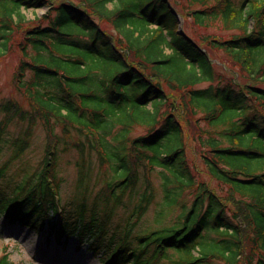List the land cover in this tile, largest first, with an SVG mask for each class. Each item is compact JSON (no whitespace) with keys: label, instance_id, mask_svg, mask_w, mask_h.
<instances>
[{"label":"trees","instance_id":"obj_1","mask_svg":"<svg viewBox=\"0 0 264 264\" xmlns=\"http://www.w3.org/2000/svg\"><path fill=\"white\" fill-rule=\"evenodd\" d=\"M40 8L45 14L24 25L21 10ZM179 18L234 32L209 41L230 60L224 72ZM15 46L22 58L13 83L28 108L14 99L0 103V145L14 122L32 127L37 120L47 144L38 167L20 180L6 175L8 163L0 165L4 225L54 235L61 244L76 236L101 264H264V0H0V62ZM193 118L208 127H195L197 156L225 196L188 164L184 127ZM52 120L65 136L78 126L107 156L106 200L116 205L136 190L142 169L141 218L153 196L150 173L159 169L168 206L190 189L189 207L181 205L173 225L133 237L124 229L108 234L111 211L98 217L97 203L60 208ZM135 127L145 133L131 137ZM30 130L9 161L26 150ZM59 210V220L48 216ZM0 264H13L6 252Z\"/></svg>","mask_w":264,"mask_h":264},{"label":"rangeland","instance_id":"obj_2","mask_svg":"<svg viewBox=\"0 0 264 264\" xmlns=\"http://www.w3.org/2000/svg\"><path fill=\"white\" fill-rule=\"evenodd\" d=\"M177 1L181 3V0ZM112 7V4L107 5L109 10H112ZM46 11V8L22 11L26 18L24 25L33 21L34 18H40ZM96 21H99V19H96ZM179 21L180 28H186L191 33L192 38L199 40L200 47L204 48L209 58L213 60L215 70L223 71L221 69L223 68V64L231 65L229 58L221 50L212 49L213 45L209 41L215 37L227 38V36L234 32L221 29L220 24H211L210 27L202 28L194 25L188 18H179ZM100 25L106 31L113 33L109 25L102 23ZM207 39L208 41H205ZM21 58L20 52L15 46L10 52H6L0 62V103L7 99H14L23 103L25 108H28V105L24 102L13 83V77ZM220 64L222 65L220 66ZM226 74L229 75V73ZM206 85L207 83H203L198 87ZM169 91L170 89H168ZM148 109H150L149 106ZM2 115L0 112V121ZM199 116L200 114H198ZM51 122L53 123L54 134L58 137V144L55 145L56 165L54 173L60 183V204L64 206L75 205L84 200L89 208L94 203H97L96 210L100 213L98 217H101L105 211L110 210L111 217L108 234H111L114 229H119V233L121 231L123 233L124 229L130 230V236L132 235L133 237L137 233L140 234L148 230L166 228L176 222V216L179 214L182 204L189 207L191 198L193 197L192 190L190 189L178 191L176 203L173 206H168L165 199V182L159 169L150 173L149 180L153 186V196L141 218H136L135 208L138 207L137 203L141 201L145 188L142 169H140V180L136 190L126 192L122 196L116 191L117 195H120V200L114 205L115 199L106 200L104 194L106 181L112 177L111 163L109 164L107 161V156L103 153L101 157L97 150L90 146L91 137L87 136L84 132H80L76 128L78 126L66 128L68 135L65 136L61 132L58 123L55 120ZM197 125L200 130L208 128L203 121H199L196 118L190 120L184 127L186 139L185 154L188 164L192 170L199 172L200 179L209 183L211 188L220 197L225 196L226 192L224 190L226 188L223 187L224 189L221 190L220 185L216 181L209 179L197 156L200 151V142L197 135L201 132L199 129H195ZM30 128L28 147L18 159L9 161L15 154V141L22 139ZM114 131L117 132L118 128H115ZM144 133V127H135L131 133V137L143 135ZM46 144V133L39 120L32 127L28 126L27 122H14L3 134L0 145V165L8 163L6 175L17 181L23 175L32 173L44 157ZM77 144L83 145V153L76 147ZM195 178H198V176L195 175ZM168 190L175 192L173 187H169ZM48 215L51 216V212ZM132 223L134 224L131 225ZM210 235L212 236V234ZM9 240H12L11 246L7 244ZM15 243L18 244L17 247L14 246ZM75 244L76 238L72 237L62 247L55 244L52 238L51 240L47 239L45 234L34 233L29 228L20 225H4L3 218L0 216V256L1 253L6 252L8 254V261L13 264H100L99 259L97 257L93 258L87 251L85 243L80 249H76ZM211 264L225 263L216 260Z\"/></svg>","mask_w":264,"mask_h":264}]
</instances>
